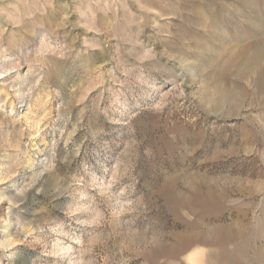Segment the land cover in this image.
<instances>
[{
	"label": "rangeland",
	"instance_id": "rangeland-1",
	"mask_svg": "<svg viewBox=\"0 0 264 264\" xmlns=\"http://www.w3.org/2000/svg\"><path fill=\"white\" fill-rule=\"evenodd\" d=\"M0 264H264V0H0Z\"/></svg>",
	"mask_w": 264,
	"mask_h": 264
}]
</instances>
